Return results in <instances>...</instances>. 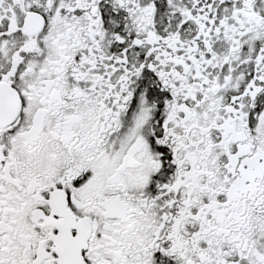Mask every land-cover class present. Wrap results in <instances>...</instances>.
I'll return each mask as SVG.
<instances>
[{
    "label": "snow or ice",
    "instance_id": "snow-or-ice-1",
    "mask_svg": "<svg viewBox=\"0 0 264 264\" xmlns=\"http://www.w3.org/2000/svg\"><path fill=\"white\" fill-rule=\"evenodd\" d=\"M0 264H264V0H0Z\"/></svg>",
    "mask_w": 264,
    "mask_h": 264
}]
</instances>
